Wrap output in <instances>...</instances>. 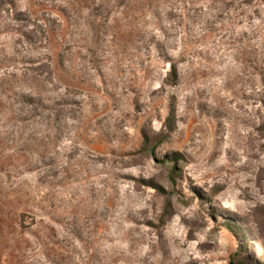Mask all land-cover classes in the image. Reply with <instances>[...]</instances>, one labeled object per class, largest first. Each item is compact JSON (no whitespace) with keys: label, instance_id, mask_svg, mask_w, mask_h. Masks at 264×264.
<instances>
[{"label":"rangeland","instance_id":"rangeland-1","mask_svg":"<svg viewBox=\"0 0 264 264\" xmlns=\"http://www.w3.org/2000/svg\"><path fill=\"white\" fill-rule=\"evenodd\" d=\"M233 256L264 264V0H0V264Z\"/></svg>","mask_w":264,"mask_h":264},{"label":"trees","instance_id":"trees-1","mask_svg":"<svg viewBox=\"0 0 264 264\" xmlns=\"http://www.w3.org/2000/svg\"><path fill=\"white\" fill-rule=\"evenodd\" d=\"M172 76H174V78L177 77V68L175 66L173 68ZM171 162H176V159L171 160ZM172 174H174V172ZM230 264H249V263L246 262V260L245 261L244 260H238L237 257L233 256L230 259Z\"/></svg>","mask_w":264,"mask_h":264}]
</instances>
